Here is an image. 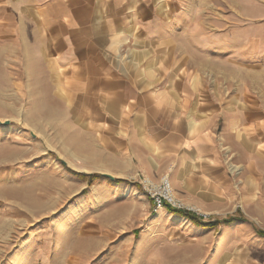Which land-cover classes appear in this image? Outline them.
Instances as JSON below:
<instances>
[{
	"label": "rangeland",
	"instance_id": "1",
	"mask_svg": "<svg viewBox=\"0 0 264 264\" xmlns=\"http://www.w3.org/2000/svg\"><path fill=\"white\" fill-rule=\"evenodd\" d=\"M54 1L0 0V264H264V0H178L185 10L166 20L178 28L160 48L140 29L135 37L75 38L68 53H91L76 76L73 66L59 73L48 62L61 41ZM54 32L57 42H49ZM155 50L167 53L165 69ZM63 73L75 87L64 88ZM139 82L185 104L168 105L185 121L197 118L196 105L219 102L209 130L219 153L204 166L205 192L179 189L172 166L158 178L139 170L128 149L136 112L127 102H153L134 90ZM112 116L127 136L111 129ZM231 128L250 148L234 131L224 140ZM112 156L126 158L123 169ZM167 178L182 207L163 200L155 212L143 186ZM229 218L240 220L224 224Z\"/></svg>",
	"mask_w": 264,
	"mask_h": 264
},
{
	"label": "crops",
	"instance_id": "2",
	"mask_svg": "<svg viewBox=\"0 0 264 264\" xmlns=\"http://www.w3.org/2000/svg\"><path fill=\"white\" fill-rule=\"evenodd\" d=\"M161 2L162 4L164 3V6H157ZM174 2L175 5L173 4ZM50 5L61 6V9L55 13V24L52 26L57 32H61L57 34V38L61 41L57 43L58 49L55 51L56 55H52V59H48V62H53V65L59 69V73L71 66L73 68L78 66L79 68L80 64L88 62L91 56L87 48L82 46H78V50L74 49L72 53H68V49L66 48L67 42L76 47L71 43L75 38H92L93 42H97L99 40H106V38L115 39L118 35L123 34L126 37L130 34L134 35L132 32H138L140 29L143 32L142 38L144 40L147 34L146 39L149 45L154 48H160V46L171 43V37L178 28L176 21L167 23L166 20H171L173 13H176L178 9L181 8V11L185 10L181 3H178V0H133L132 3H130V0H55ZM170 5H172L171 7L174 10L171 9ZM66 6H69V10L65 9ZM49 13H52L51 9L47 10L48 18ZM136 15H140L142 21H144V17H148V19L143 23L137 19ZM162 16L166 19L163 20ZM123 17H125V20L127 17L131 18V20L133 19L127 28H124V24L119 25L121 23L120 19ZM110 18H112V22L116 21L117 23L107 25L110 22L106 20ZM54 38L55 32L51 35L48 34L46 37L49 42H57V38ZM154 53L155 56H158V59L155 61L158 68L165 69V62L169 61L166 56L167 53L158 54L156 50ZM172 67L170 66V68ZM79 72L81 71L79 70ZM79 72L75 71L74 68L73 75H79ZM73 75L64 76V73L60 75L63 81L67 79L64 88L70 89L71 85L75 87L74 83L69 80V78H73ZM148 85L149 83L139 82L137 86H134V90L141 92V95L145 96L144 99L150 100V102L153 100V102H127V105L133 106L132 110L136 112L133 130L136 136L134 137L135 139H132L133 143H130L128 149L132 152L133 156L139 158V170L154 178H158L162 172L172 166L171 174L173 175L174 184L176 186L181 184L182 186L178 187L179 189H183L185 193L195 191L205 192L208 180L206 179L204 166L213 163V160L217 158L219 153L218 136L209 132L210 128H214V124L216 123L215 115L210 114V112H215L218 109L219 102L216 105L212 101H207L196 105L195 109L187 108L193 109L195 113H190V115L197 118L185 121L182 115L178 117L177 113L168 108L169 106H174L175 110L182 111L186 109L185 104L176 103L174 98L171 100L169 98L170 92L168 91L156 95L155 93L151 94L153 91L151 89L152 86L147 87ZM74 92L73 94L77 95L76 91ZM164 98L169 100L167 101ZM115 117L118 118V116ZM159 117L163 122L158 120ZM111 119L114 123L111 129L119 131L118 134L121 137L127 136L124 126L120 130L113 116ZM96 128L98 132H101L103 129L105 130L109 127L99 125ZM229 130L230 132L227 131L226 135H224V140L232 136L234 129L231 128ZM234 133L238 135L239 142L243 141V145L239 143L240 146L250 148L244 145L246 137L244 133H241V131L239 133L234 131ZM100 136L102 135L98 133L97 139L101 141ZM128 141L131 142L130 140ZM230 150L234 153L236 149L233 147ZM109 158H111V164L116 168L123 169L126 165V158L116 156ZM215 165L211 167L213 169L220 167L217 164ZM147 203L149 205V201ZM160 212L161 215L168 214V211L164 209ZM172 215L176 218H186L176 214Z\"/></svg>",
	"mask_w": 264,
	"mask_h": 264
},
{
	"label": "built area",
	"instance_id": "3",
	"mask_svg": "<svg viewBox=\"0 0 264 264\" xmlns=\"http://www.w3.org/2000/svg\"><path fill=\"white\" fill-rule=\"evenodd\" d=\"M155 185H158V186H155ZM170 185L171 184H170L169 178H167V179L162 180L160 184H155L149 181V182H146L145 186H143V188L147 187V189H145V192L149 195V197H151L153 205H155V212H157L159 209H161L164 206L163 205L164 201L171 203L173 208L180 209L182 207V204L177 199V197L172 198V194L165 193L162 196L156 195L157 189H164L166 187H169Z\"/></svg>",
	"mask_w": 264,
	"mask_h": 264
},
{
	"label": "trees",
	"instance_id": "4",
	"mask_svg": "<svg viewBox=\"0 0 264 264\" xmlns=\"http://www.w3.org/2000/svg\"><path fill=\"white\" fill-rule=\"evenodd\" d=\"M76 176L78 177V178H83V175L82 174H76ZM99 176V175H98ZM119 182H122V183H125L126 181L125 180H118ZM171 213L172 214H182V212H178V211H176V210H172L171 211ZM186 215H188V216H190L189 214H186ZM194 219V218H193ZM240 220V218H229V219H225V221L223 222L224 224H226V225H231V224H233L235 221H239ZM220 222H222V221H220ZM216 223H219V222H216ZM206 225V227H209V228H214V227H216L215 226V223H209V224H204V226ZM260 235L261 236H263L264 237V233H260Z\"/></svg>",
	"mask_w": 264,
	"mask_h": 264
},
{
	"label": "bare ground",
	"instance_id": "5",
	"mask_svg": "<svg viewBox=\"0 0 264 264\" xmlns=\"http://www.w3.org/2000/svg\"><path fill=\"white\" fill-rule=\"evenodd\" d=\"M118 107V105H116V106H113V108H117ZM234 168V171L236 172L237 170H238V168H235V167H233ZM149 180V179H148ZM152 181V180H151ZM146 182V181H145ZM149 182V181H148ZM161 182V181H160ZM171 184V183H170ZM165 193H168V194H172V198H174V197H178L175 193H174V191H173V185H170L169 187H166V188H164V189H157V194L156 195H158V196H162L163 194H165ZM174 201V200H173ZM167 203V202H166Z\"/></svg>",
	"mask_w": 264,
	"mask_h": 264
},
{
	"label": "water",
	"instance_id": "6",
	"mask_svg": "<svg viewBox=\"0 0 264 264\" xmlns=\"http://www.w3.org/2000/svg\"><path fill=\"white\" fill-rule=\"evenodd\" d=\"M102 175H103L104 177H106V178L112 180V181L115 180L114 176H112V175H109V174H102Z\"/></svg>",
	"mask_w": 264,
	"mask_h": 264
}]
</instances>
